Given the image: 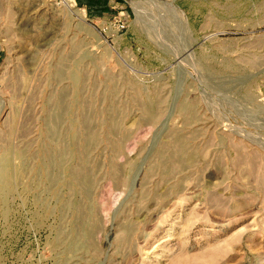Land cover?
Segmentation results:
<instances>
[{"label":"rangeland","instance_id":"obj_1","mask_svg":"<svg viewBox=\"0 0 264 264\" xmlns=\"http://www.w3.org/2000/svg\"><path fill=\"white\" fill-rule=\"evenodd\" d=\"M0 264H264V0H0Z\"/></svg>","mask_w":264,"mask_h":264},{"label":"water","instance_id":"obj_2","mask_svg":"<svg viewBox=\"0 0 264 264\" xmlns=\"http://www.w3.org/2000/svg\"><path fill=\"white\" fill-rule=\"evenodd\" d=\"M89 27H91V29H93V30H95V28L94 27H92L91 25H88Z\"/></svg>","mask_w":264,"mask_h":264},{"label":"bare ground","instance_id":"obj_3","mask_svg":"<svg viewBox=\"0 0 264 264\" xmlns=\"http://www.w3.org/2000/svg\"><path fill=\"white\" fill-rule=\"evenodd\" d=\"M181 17V16H180Z\"/></svg>","mask_w":264,"mask_h":264}]
</instances>
